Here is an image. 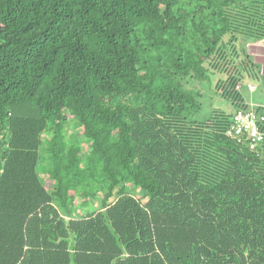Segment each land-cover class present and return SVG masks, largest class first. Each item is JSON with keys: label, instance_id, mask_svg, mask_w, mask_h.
Segmentation results:
<instances>
[{"label": "trees", "instance_id": "obj_1", "mask_svg": "<svg viewBox=\"0 0 264 264\" xmlns=\"http://www.w3.org/2000/svg\"><path fill=\"white\" fill-rule=\"evenodd\" d=\"M261 41L264 0H0V264H264V142L191 118Z\"/></svg>", "mask_w": 264, "mask_h": 264}, {"label": "rangeland", "instance_id": "obj_2", "mask_svg": "<svg viewBox=\"0 0 264 264\" xmlns=\"http://www.w3.org/2000/svg\"><path fill=\"white\" fill-rule=\"evenodd\" d=\"M259 46H254V47H247V49L249 50L248 53H252L253 57H255L258 61H261V57L263 55V52H261L262 50L260 48H258ZM255 61V60H254ZM208 68L209 65H207ZM210 71L212 72V76H213V81L211 86L208 85H202V86H198V90L199 92L204 96V102H203V108L204 111L202 110L201 112H193L192 113V120H202V118H204L207 114V111H209V109H221L224 110L226 112L232 113L234 112L233 107L231 106V104L227 101H225L224 99H222L220 97V91H219V81L221 80H225L227 75L225 72H221L220 70L211 68ZM262 77V76H261ZM261 81L260 80H252V79H245L240 83L241 88L238 89L242 99H244L248 104H251V98L254 95V97H262V89H261ZM251 86H255L258 90L255 93H251L252 91H250ZM203 112V113H202ZM68 137L71 138V140L74 141L75 135L78 134L82 135L81 132L79 130H76L74 127L69 128L68 130ZM75 133V134H74ZM73 137V138H72ZM44 166L40 167V177L42 179V182L44 184L47 185V174L46 172H44ZM141 194V192H139ZM95 205L90 207V209L92 210H96L97 208H99V203L96 202L94 203Z\"/></svg>", "mask_w": 264, "mask_h": 264}, {"label": "built area", "instance_id": "obj_3", "mask_svg": "<svg viewBox=\"0 0 264 264\" xmlns=\"http://www.w3.org/2000/svg\"><path fill=\"white\" fill-rule=\"evenodd\" d=\"M241 86H238V89ZM251 91L254 87L251 86ZM264 110L249 106L237 108L232 114L228 137L242 143L245 139L251 150H256L264 142Z\"/></svg>", "mask_w": 264, "mask_h": 264}, {"label": "crops", "instance_id": "obj_4", "mask_svg": "<svg viewBox=\"0 0 264 264\" xmlns=\"http://www.w3.org/2000/svg\"><path fill=\"white\" fill-rule=\"evenodd\" d=\"M249 47H254V46H259L258 48H260L263 52V55L259 58H261V61H258L255 57V63H257L260 66V70H261V89H262V97H254V95L251 98V104H248L245 100V104L249 105V106H254V107H259V108H263L264 109V41L261 42H257V43H251L248 45ZM249 52V50H248ZM252 55V53H249ZM254 55V54H253ZM258 89L254 86V90L251 93H255ZM251 91V90H250Z\"/></svg>", "mask_w": 264, "mask_h": 264}]
</instances>
